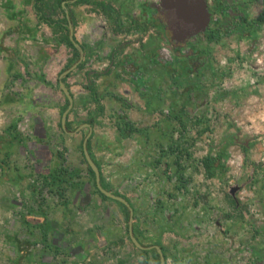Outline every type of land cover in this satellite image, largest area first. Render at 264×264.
<instances>
[{
  "label": "crops",
  "instance_id": "1",
  "mask_svg": "<svg viewBox=\"0 0 264 264\" xmlns=\"http://www.w3.org/2000/svg\"><path fill=\"white\" fill-rule=\"evenodd\" d=\"M78 1L79 0L74 2V0H72L71 3L68 4L65 2L60 3L59 0H39L38 2H36V0H0V75H6V78L9 76L7 82L8 86H10V84L12 88L19 86L18 90H20L17 94L12 92V95L17 96L13 97L14 99L11 96H7V103L5 102L3 106L7 108L14 105L15 107L18 106L23 108V110L24 108L30 109L31 105L29 102L32 95L35 100L38 99L39 103L33 109L37 115L34 116L32 120L42 131H37L35 134L34 139L38 144V149L35 152L38 156V162L46 160L45 155L51 156V168L48 171L50 173L47 175L49 178V183L47 182V184L49 185L50 193L54 192L59 194L57 191L58 189L64 188V186L68 187L73 182L67 180V183L64 185H61V183L59 184L58 178L62 179L63 176L62 166L60 168V164L62 163L60 161L61 157L56 152L55 154L50 152L49 140L51 139L52 141L53 138H57L61 142L63 139H65L66 142L68 140L74 141L73 144L75 147L79 144L78 139H80L83 144L89 133V129L86 127L83 129L81 126L90 124L92 125L93 132L91 139L88 141L89 151L92 159L100 170L101 180L105 186L108 187L109 184L112 183L109 177L106 178V173H110L113 179L119 177L121 180L120 184L123 181L127 183L128 179L133 176H141V181L136 183V186L140 185L141 191L146 188V183L153 188L159 189L160 181H162L163 187L166 186L168 190L166 193L165 191L163 194L161 193L162 195H160L159 192L156 193L158 202L177 201L182 205L179 206L177 205L178 203L173 206L169 205L171 209L169 222L176 226V229L172 231L174 236L182 233L180 228L183 226V217L189 215L186 221H184L186 230H183V235L184 237L188 236L189 239L188 241L185 239L187 242L182 248L186 251L182 256L181 264H251L249 259L251 258L252 250L253 255H258L257 259L264 262L262 257L264 255L262 254L263 252H260L250 245L256 233L259 234L263 230L261 233L264 235V224L259 228V232H257L256 229H252L244 223L243 219L246 217L247 213L240 208L239 203L233 195L226 196L222 194L218 196L217 199L219 203H216L217 210L213 211V213L192 212L193 214H190L188 211V208L192 207L185 206V203L190 202L191 199H193L195 203L199 202V205L201 203L205 204L208 201L206 202L205 198L201 200L199 196L189 197L190 200L188 201L184 193L179 194V198L176 197L177 194H175L176 191L174 189L178 191L182 189L181 191H184L188 185L183 173L186 171V166L185 164L181 165L178 163L179 156L181 158V154L183 153V147L175 148L173 145L166 147L161 154L164 164H161V160H159L160 157L155 158L153 152H150V158H152L153 162L147 163L145 162L146 160H139V155H142L141 159L143 158V147L149 148L150 151L153 149L155 151L160 145L162 146L160 142L163 141L165 136L167 140L169 139L168 131H160L157 125L159 121L157 113V107L160 105L159 93L163 91L159 86L160 78L156 77L153 82V88L151 89L146 88L143 84V78H145L144 69L148 72L149 64L151 66L157 65V67L158 64H160L157 60V47L161 39L157 31V25L144 19L142 16L137 17L135 12L131 14L129 8L118 9V17L113 15V10L107 13L106 0H82L80 3H77ZM64 5L69 6L64 8ZM36 8L42 10L45 16L52 18L55 22L63 19L59 15L62 14L63 10L65 11L66 17V12L68 11L69 19L73 22L75 27L76 40L84 49L82 66L71 73L65 83L74 97L73 109L75 112H79L80 119L76 118V121L72 122L70 117L68 120L71 125H78L75 131H73V135L67 134V132L62 130L61 119H59L58 124H60L61 133L64 138L59 136L56 125L57 118L61 115L64 103H62L59 95H54L52 89L41 82V76L38 77L36 74L33 76V73H38L40 70H48L49 73L60 74L65 63L59 60L62 58L64 50L65 52H69V48L63 43V25L56 23L53 26H49L47 23L40 22L36 13ZM106 13L111 21V26L115 28L114 35L107 41L105 31L106 25L100 30L98 24H96L98 18H106ZM259 13L260 11L258 9L253 10L254 17H257ZM85 33H91L93 35L86 38ZM30 54L32 56L29 59ZM70 54L71 55L68 57L69 61L73 59L74 52L72 51ZM229 55L230 56L227 57L229 67L222 69L224 73L220 72L217 75L219 76L218 79L220 82L223 83L227 82V79L231 77L229 80L232 88L235 90L233 93L236 99L241 96L243 98L247 91H255V88L263 86L264 76L262 71L256 73L254 69L251 68V62L255 59L260 62L262 61L261 57H253L251 59L243 58L238 52H231ZM32 61L35 63L34 66L31 64ZM30 69L34 71L30 72ZM161 74L164 77V73ZM46 77L47 74L45 79ZM214 77L216 80L217 76ZM172 80L176 82L177 78H172ZM250 80L251 82L249 83ZM117 81H121L122 83L119 82L118 84ZM120 86L128 87L131 93L132 90L135 91V95L137 94L138 97L146 96L144 97L146 100H142V98L138 99L142 101V107L140 105L138 106L146 112H142L140 109L134 111L132 104L127 105L126 102H122L123 106L121 107L124 108H119L116 113L117 115L113 117L110 113L113 111L108 109L107 105V100L111 98L108 97V95H115L112 92H115L116 89L121 90L123 87L121 88ZM49 89L51 91H48ZM12 90L14 89L9 90L8 87L5 93L9 92L11 94L10 91ZM38 92H40V94ZM106 92H108V95H106ZM170 98L171 100L180 99V94L176 98V93L174 92L173 97L171 96ZM114 100L120 101L119 96L116 95ZM126 101L132 103V100L127 99ZM135 101H137V99H135ZM33 104L35 103L33 102ZM260 104L262 107L264 100H262ZM152 107H155V109ZM15 112L17 114L20 113L19 111ZM142 113H144L145 116L142 117ZM129 114L134 117H128ZM183 119L186 120L185 116ZM16 120H21V117L10 115L8 118L9 124L5 125V129L0 132V151H2L3 158H6H2L3 160L0 161V196H2L3 189L6 190L8 196L6 200L0 197V238L4 235L5 228L10 226V223L15 224L17 222L19 226L25 225L27 227L25 230H18L19 232L14 231L7 234L6 242L4 243L8 246H4L0 243V253H3V257H7L5 253L7 249L13 250L17 247V252L14 251V258L13 260L10 259V263L22 264V262L24 263L26 261L30 264H37L31 262V259L23 258V256L21 258L20 255L25 254L26 251L28 252L29 248L25 241H20V243L17 241L18 233L26 234L33 232V230H36L41 237H44L46 248L50 247L56 251L66 248L69 249L72 254L77 255L79 251L78 253L74 251L77 248L82 251L86 249L91 252L92 243H94V241L104 244L105 247L107 243V245L115 244L117 242V230H114L111 226L106 228L105 219H103L104 221L102 220L103 226L100 228L94 225L97 217L103 214L105 212L104 209H106V206H104L106 205V199H103L98 193L94 195L93 200L86 198L82 200V203L76 205V208L83 206L82 208L86 210L89 209L90 226L96 228V231L86 230V235L90 233L93 237H90L88 243L85 242L83 244L79 241L76 243L69 242V236L67 235H71L72 230H65V224H53L57 221H53L52 219V222L48 218L47 213H49L50 216H53V213H60V216H62V212L57 211V208H63L62 203L54 202L55 204H53L50 200L47 201L44 199L39 200L37 208L34 206L30 207L29 205H26L27 207L25 206L24 209L18 207L19 202H17L18 200L16 199V191L20 189V185H24L26 190L28 188L27 191L32 197H37L38 193L34 191L35 194L33 190H31L33 186L29 184L30 176H28V174H22L18 166L13 168L9 164L14 157L19 156L17 152L20 150L18 142L21 138L23 141V137L19 135V131L17 132L19 141L18 138L14 139L13 134L9 135L8 132H6V129ZM142 120L148 123L151 128L138 123ZM0 123H7L6 119L0 116ZM45 128L51 129V133L47 129L44 130ZM53 131H55L54 134ZM84 132L87 133L84 134ZM106 138H109L108 141H106ZM131 143L133 144L131 145ZM130 145L132 146L131 148H129ZM254 152L257 153L259 159L260 153L264 155V148L262 147L260 150H255ZM115 153L120 154V157L127 156L128 158L130 156L132 162L135 163V165L130 164L131 166L125 165L122 170V176L116 175L113 172L115 170H112V165L107 162V156L113 158ZM176 155L179 156L174 159V162L173 160L171 162L169 159ZM254 163H256V165ZM222 166H224V164H222ZM127 167L130 168L127 169ZM217 167H215V165L213 166L211 177L217 176L215 171L221 169L220 165ZM59 168L60 170H57ZM132 169H134V172ZM170 171L171 173L173 172L175 177H171ZM132 172L133 175H130ZM263 172L264 160H259L258 162L253 158V165L251 164V170L249 172L252 180L250 182V184H252V193L256 192L259 188L258 185L262 186V177H264L262 174ZM2 177L5 178L1 180ZM260 178L261 181L258 182ZM73 184L74 186H70L69 189L77 191L76 195L77 199H79V196L85 193L83 188L84 184H82V182L80 184L79 182H74ZM169 186L172 187L171 190H169ZM26 190H24L23 193H27ZM27 197L29 199L31 198L29 196ZM52 198L54 200V197ZM258 200H260L259 202L261 205L259 211L263 217L264 196H260ZM45 203L46 206L43 207ZM117 204L120 205L119 203ZM218 204L221 205L218 207ZM73 206L74 205L70 206L72 213L75 209H73ZM123 213L124 208L121 206L120 215L123 216ZM217 214H220V216H217ZM15 218H17L16 221ZM20 218L24 220L23 223ZM98 229H100L99 233L102 237L101 240H99V233L97 236L98 238L96 237L94 239V235L98 232ZM50 241H52V246L50 245ZM176 241L177 240H174L172 243L178 245L179 242L177 243ZM263 246L261 248L264 250ZM18 247H20V249ZM239 250L241 253H239ZM20 251H22V253H20ZM139 253V256H135L139 259V263H149L150 259L148 256L141 250ZM198 254L202 255L204 259L201 263L198 262L200 259ZM132 255L134 256V254ZM241 255L247 256L248 258L246 257L240 262L238 259ZM226 257L229 259H226ZM73 260L74 259H72L71 262ZM44 262V264H57L52 261ZM59 264H62V262Z\"/></svg>",
  "mask_w": 264,
  "mask_h": 264
},
{
  "label": "rangeland",
  "instance_id": "2",
  "mask_svg": "<svg viewBox=\"0 0 264 264\" xmlns=\"http://www.w3.org/2000/svg\"><path fill=\"white\" fill-rule=\"evenodd\" d=\"M144 2H147V0H106V12L110 13L111 10H113V15H116V17H118V9L129 8L131 10V14L135 12L137 17H141V7H143L142 4ZM107 13L106 18H98L96 21V24H98L100 30L103 26L106 25V41L109 40V38L114 35L115 32V28L114 26H111V21ZM59 15L63 18V11L62 14ZM91 35L93 34L85 33L86 38L90 37ZM67 47L69 48V52H65L64 50L62 58L60 60L57 59L59 61L62 60V63H65L63 70H65L68 63L70 62L68 57L73 51L69 46ZM223 51L226 52V48H224ZM31 56L32 55L30 54L29 59L31 58ZM225 57L227 56L222 55L221 57H219V60L214 67L215 73H203L197 78L187 77L188 79L192 80L182 81L184 83L188 82L186 84H178L177 82H174L172 78L168 77H163L160 79L159 86L163 91L159 93L160 105L157 107L159 118L157 125L160 131H168L169 139L167 140V137L165 136L163 141L160 142V144L162 143L163 147L160 145L159 148L155 151L154 149L150 151L149 148L143 147V158L141 159L142 155H139V160H146L145 162L147 163L153 162L152 158H150V152H153L155 158L160 157L159 160H161V164H164V160L161 158V154L162 151L166 149V147L172 145L175 148L183 147L181 158L179 155H176L172 156V158L169 159L171 162L172 160L174 162V159L179 156L178 163H180L181 165L185 164L186 166V171H184L183 173L188 185L184 191H181L182 189H179V191L177 189H174L176 191L175 194H177L176 197L179 198V194L184 193L188 201L190 200L189 197L196 196H199L201 200L205 198V201H208L205 204L201 203L199 205V202L195 203V201L191 199V203H185V206L192 207L188 208L190 214H193L192 212L213 213V211L217 210L216 203L218 202V196L222 194L226 196H232V193L234 191V197L239 203L240 208L247 213L246 217L243 219V222L252 229H256L257 232H259V228L264 224V215L262 217V214L259 211L261 205L259 202L260 200H258L260 196H264V177H262V186L258 185L259 188L256 190V192L252 193V184H250L252 180L249 172L251 170V164L253 165V158H255L258 162L259 160H264V155L260 153V158L258 159L257 153L254 152L255 150H260L262 147L264 148V104H262V107L260 104L261 101L264 100V84H262L263 86L261 87L255 88V91H247L243 98L241 96L236 99L233 93L235 92V90L232 88L229 80V78L231 77H229L227 79V82L225 83L220 82V80L218 79L219 76L217 74H219L220 72L224 73L222 69L229 67L228 62L222 64V62H225V60H227V58L225 59ZM253 63V65L256 67L260 65L256 60ZM31 64L34 66V61H32ZM29 71L32 72L34 70L30 69ZM61 73L55 74L52 72L49 73L48 70H40V72L38 71V73H33V76H35L36 74L38 77L41 76L45 78L47 74L46 79L48 80V82H50L51 84L54 83L52 84V87L49 88L52 89L54 95H59L61 97L62 103H64L61 115L57 118L56 124L59 136L64 138L61 133L60 124H58L59 119L62 118L64 109L66 108L67 104V99L61 92L59 87V77ZM262 73L264 76V70H262ZM148 74L150 75V73ZM214 76H217L216 80ZM8 80L9 76H7L6 78V75H0V116L4 117L7 122L0 123V132L5 129V125L9 124L8 118L10 115L21 117V120L18 123V131L20 133V136L23 137V141L22 138L20 139V141L18 138V146L20 150H18L17 152L19 153V156L14 157V159L11 160L9 164L13 168L15 166H18L22 174H28V176H30L29 184L33 186L31 190L38 193L37 197H32L27 191L28 188L26 190L24 188V185H20V189L16 191V199L20 204H18V207L24 209L26 205H29L30 207L34 206L35 208H37L39 200L44 199L47 201L50 200L53 204H55L54 202L62 203L63 208H57L58 212H62V216H60V213H53V216H50L49 213H47L48 218L51 221L52 219L53 221H57L53 224H65V230H72L71 235H67L69 236V242L76 243L79 241L82 242V244L85 242L88 243V240L90 239V237H93V235H91L90 233L89 235H86V230L89 229L96 231V228L90 226V217L88 214L89 209L86 210L82 208L83 206L76 208V205L82 203V200L86 198L93 200V197L95 194H97V192L94 187L93 180L89 175L90 173L88 165L83 156V144L81 143L80 139H78L79 144L75 147L73 144L74 141L68 140L66 142L65 139H63V141L61 142L57 138H53L52 141L51 139L49 140L50 152H52L53 154H55L56 152L61 157L60 161L62 163L60 164V168L62 166V172L67 170L68 174L70 172L73 175L76 174V176L74 175V177H72L73 179L68 178V180H71L73 183L79 182V184L82 182V184H84L83 188L85 192L84 194H82L83 196L80 195L79 199H77V191H72L71 189H69L71 186L70 185L68 187L64 186V188L62 187L61 189H58L57 191L59 192V194L54 193L53 191V193H50L49 185L47 184V175L50 173L48 171L51 168V156L45 155L46 160L38 162V156L35 152L38 149V144L34 139L35 134L37 133V131H42V129L39 126L35 125L34 121L32 120L33 117L37 115L33 109L38 105V99L35 100L32 95L29 102V104L31 105L30 109L24 108L23 110V108L18 106L15 107L14 105H11V107H7L8 109L5 108L3 104H5L8 97H17L12 95V92L17 94L20 91L18 90L19 86L15 87L16 89L12 88V85L10 83V86H8ZM119 82L121 81H117L118 84ZM250 82L251 80L249 81V83ZM145 86L146 88L151 89L153 88V83L151 82V85L147 84ZM219 86H221V91H219L218 93L224 94L226 92L228 93V95L216 99V91L218 90L216 88ZM8 87L9 90L14 89L10 91L11 94L9 92L5 93ZM120 87L122 88L123 86ZM50 89L48 91H51ZM117 90L118 89H116L115 92H112L113 94H115L113 96L108 95V92H106V95H108V97H111L109 100H107V105L108 109L113 111L110 112L113 117L117 115L116 113L118 112L119 108H124L121 107L123 106L122 102H126L127 105L132 104L134 111H136V109H140L138 105L142 107V101L138 99L142 98V100H146V98L144 97H138L137 94L135 95V91L133 90L131 93V90H129L128 87H123L121 90ZM174 92L176 93V98L180 94V99L171 100L170 97H173ZM38 93L40 94V92ZM116 95L119 96L120 101L114 100ZM125 99L132 100V103H130V101L127 102ZM135 99H137V101H135ZM33 102L35 104H33ZM152 108L155 109V107ZM140 110L142 112H146L144 109ZM140 110L138 111L141 112ZM15 111H19L20 113L17 114ZM177 115H181L183 123L174 117ZM183 115L185 116L186 120L183 119ZM129 116H131V118L134 117H132V115L130 114L128 115V117ZM143 116H145L144 113H142V117ZM70 117L72 119L71 121L75 122L76 118L80 119L79 112H75V110L72 109L69 114V118ZM138 123L151 128V126L143 120ZM71 126L72 129L69 133H74L73 131H75L78 125L75 126L73 124ZM46 129L51 133V129L45 128L44 130ZM54 132L55 131H53V134ZM85 133L87 132H84V134ZM108 139L109 138H106V141H108ZM132 144L133 143H131V145ZM131 145L129 148L132 147ZM220 154L223 155V158L217 161L214 165L215 167L220 165L221 169L215 171V173L217 174L216 177H211L206 171L203 162L209 156L214 157ZM2 158L3 154L2 151H0V161L6 159L5 157L3 159ZM107 162L112 165V170L116 171L113 172L116 175L118 174L119 176H122V170L125 165H135V163L132 162V158H130V156L128 158L127 156L120 157V154L117 153L114 154L113 158H109L107 156ZM222 164H224V166H222ZM254 164L256 165V163ZM60 168L57 170H60ZM129 168L130 167H127V169ZM132 171L134 172V169H132ZM133 172L130 173V175H133ZM262 174L264 176V172ZM107 177L112 180V183L109 184L107 189L118 196L124 197L126 199L128 198V200L131 202L134 208L133 230L137 232L141 242H143L146 246L153 244L163 248V252L167 255L168 258L166 264H181L182 256L186 251L182 248L189 239L188 236L184 237L183 235V230H186L184 221H186L189 215L183 217V226L182 228H180V231L182 230V233L176 234L174 236V233H172V231L173 229H176V226L172 225L169 222L171 210L169 208V205L173 206L178 202H158V200L156 199V193L159 192V194L162 195L164 191L166 193L168 190L166 189V186L163 187L162 181H160L159 189L153 188L146 183V188L141 191L140 185L136 186V183H139L141 181V176H133L132 178L128 179L127 183L123 181L121 184V180L119 179V177L117 179H113L110 173H106V178ZM171 177H175L173 175V172L171 173ZM4 178L5 177H2L1 180H3ZM259 181H261V178L258 180V182ZM171 189L172 187L169 186V190ZM3 190L4 191L2 193V196L0 197L6 200V197L8 196L6 190ZM24 190H26L27 193H23ZM27 196L31 198L29 199ZM52 197H54V200ZM110 200H106V205H104L106 206V209H104L105 212L97 217L94 225L100 228L101 226H103L102 220L105 219L106 228L111 226V228L117 230V242L115 244L107 245V243L105 247L104 244L94 241V243H92L93 246L91 247V252L86 249L82 251L81 249L77 248L74 250L77 253L79 251L77 255L72 254V252H70V250L66 248H62L60 251L53 250V248L50 247L46 248L44 237H41L36 230L32 229L33 232L31 233H18L19 235L17 236V241L19 243L20 241H25L28 244L27 247L29 248H27L28 252L26 251L25 254L20 255L21 258L23 256V258L31 259V262H35L37 264H44V261H52L56 262L57 264H59L60 262H62V264H140L139 259L135 257L139 256L140 250L135 247L130 239L128 220L126 217L127 215L125 211L123 213V216L120 215L121 206L117 203H113L116 201ZM72 205L75 206H73V209L75 208L73 213L70 208V206ZM177 205L180 206L181 203H178ZM219 205L221 204H218V207ZM45 206L46 203L43 207ZM217 216H220V214H217ZM16 220L17 218H15V221ZM20 220L22 223L24 222L22 218H20ZM9 225L10 226H7L5 228L4 235H2L0 238V243H2L4 246H8L6 243H4L6 242L7 234H10L14 231L17 232L18 230H25V228L27 227L25 225L19 226L17 222L15 224L10 223ZM99 230L100 229H98V232H96V234L94 235V239L98 236V233L100 232ZM261 232H263V230ZM261 232L254 235V240L250 245L251 247L258 249L260 252L262 251V254H264V250L261 248L264 245V235H262L263 233ZM23 234H25L26 236ZM101 239L102 237L99 233V240ZM174 240H177V243L179 242L178 245L172 243L174 242ZM51 243L52 241H50V245ZM18 248L20 249V247ZM16 249H7L5 252L7 256L6 258L3 257V253H0V264H12L10 263V259L13 260V253L14 251H16ZM22 251H20V253H22ZM80 251L82 254L80 253ZM239 252L241 251L239 250ZM132 254H134V256ZM146 256H148V258L150 259L149 263L147 264H158L154 253H148L146 254ZM198 256H200L198 262H203L204 259L202 258V255L198 254ZM246 257L247 256L241 255L238 261L242 262ZM262 257L264 259V255ZM72 259L74 260L71 262ZM226 259L229 258L226 257ZM22 264L30 263L25 261L24 263L22 262Z\"/></svg>",
  "mask_w": 264,
  "mask_h": 264
},
{
  "label": "flooded vegetation",
  "instance_id": "3",
  "mask_svg": "<svg viewBox=\"0 0 264 264\" xmlns=\"http://www.w3.org/2000/svg\"><path fill=\"white\" fill-rule=\"evenodd\" d=\"M142 6L141 16L157 25L161 39L160 64H149L148 72L144 69V85L163 78L161 73L186 84L182 81L192 80L189 77L214 72L219 57H229L231 52L243 58L261 57L260 65H253L255 59L251 68L256 73L264 70V0H147ZM254 9L260 11L257 17ZM216 89V99L228 95L218 93L221 86ZM255 255L252 250L250 263L264 264Z\"/></svg>",
  "mask_w": 264,
  "mask_h": 264
},
{
  "label": "water",
  "instance_id": "4",
  "mask_svg": "<svg viewBox=\"0 0 264 264\" xmlns=\"http://www.w3.org/2000/svg\"><path fill=\"white\" fill-rule=\"evenodd\" d=\"M77 0H74V2H76ZM73 2V3H74ZM64 8H66V6L64 5ZM66 10V9H65ZM67 13V19H68V29H69V39L72 42L74 48H76L80 54L79 59L71 66L69 67L67 70H65L64 72H62V74L59 77V87L61 92L65 95L66 99L68 100L69 104L67 109L64 111L62 118H61V127L65 132L67 131V122L69 120V114L72 111L73 107H74V97L72 95V93L70 92V89L68 88V86L65 84L64 82V78H66L67 76H69L71 73H73L76 69H78V67L83 63L84 60V49L81 46L80 43L77 42L76 37H75V27L73 22L69 19V15H68V11ZM86 127L89 129V133L87 134L84 142H83V154L85 157V160L87 162V164L90 166V168L92 169V171L95 174V182L97 185L98 190L105 195L107 198L114 200L118 203H121L122 205H124L128 210H129V221H128V230H129V236L130 239L132 241V243L135 245L136 248H138L141 251H146V250H157L159 256H160V264H166V259L164 257L162 248L158 245L156 246H150V247H146L144 244H142L134 235V230H133V225H134V208L131 204V202H129L126 198L118 196L116 194H114L111 191L106 190L101 182V173L100 170L97 166V164L95 163V161L92 159V156L89 152L88 149V141L92 136V132H93V128L92 125L90 124H86L83 126V128ZM82 128V127H81ZM69 133V132H68ZM69 134H74V133H69ZM232 195L234 196V191L232 193Z\"/></svg>",
  "mask_w": 264,
  "mask_h": 264
},
{
  "label": "trees",
  "instance_id": "5",
  "mask_svg": "<svg viewBox=\"0 0 264 264\" xmlns=\"http://www.w3.org/2000/svg\"><path fill=\"white\" fill-rule=\"evenodd\" d=\"M39 0H36V2H38ZM71 1L72 0H59V2L60 3H63V2H65V3H68V4H70L71 3ZM82 0H79L77 3H80ZM67 7L69 6V5H66ZM36 13H37V15H38V18H39V21L40 22H43V23H47L49 26H53L54 24H61V25H63V43H65L67 46H69L72 50H73V52H74V55H73V59L72 60H70V62L68 63V65H67V67L65 68V70H67L69 67H71L78 59H79V57H80V54H79V52H78V50L76 49V48H74V46H73V44H72V42L70 41V39H69V29H68V19H67V17H66V14H65V11L63 10V13H64V17H63V19L62 20H60V21H57V22H55V20H53L52 18H49V17H47V16H45V14L43 13V11L42 10H38L37 8H36ZM82 66V64L78 67V68H80ZM65 70H63L62 72H64ZM62 74V73H61ZM70 76V75H69ZM69 76H67L66 78H64V82L66 83V81H67V78L69 77ZM41 82H43V84H45L47 87H52V84L50 83V82H48L45 78H43V77H41ZM67 101V104H66V108L64 109V111L67 109V107H68V104H69V102H68V100H66ZM176 119H178L179 121H181L182 123H183V121H182V119H181V115L180 116H174ZM19 121L20 120H16L14 123H12L7 129H6V132H8V134L9 135H11V134H13L14 135V139H17L18 138V123H19ZM71 129H72V126H71V123L70 122H67V131L68 132H70L71 131ZM20 135V134H19ZM1 141H3V140H1ZM14 141V140H13ZM12 141V142H13ZM88 149H89V144H88ZM82 151H83V149H82ZM83 156H84V154H83ZM85 158V157H84ZM223 158V155H218V156H214V157H212V156H209L208 158H206V160L203 162L204 163V166H205V168H206V171L208 172V174L209 175H212V169H213V166H214V164L217 162V161H219V160H221ZM86 161V160H85ZM87 163V162H86ZM88 165V164H87ZM88 168H89V173H90V176H91V178H92V180H93V184H94V187H95V189H96V192L103 198V199H106V200H110L109 198H107L105 195H103L99 190H98V188H97V185H96V182H95V174H94V172L92 171V169L90 168V166L88 165ZM62 179L61 178H58L59 179V184L61 183V185L63 184H65V183H67V180H68V178H72V177H74V175L76 176V174H71V172L68 174V172H67V170H65V171H63L62 172ZM47 182L49 183V178H47ZM101 182H102V180H101ZM102 185H103V187L104 188H106V190H108L107 189V186H105L104 184H103V182H102ZM71 186H74V184L72 183L71 184ZM109 191V190H108ZM129 201V200H128ZM130 202V201H129ZM118 203V202H117ZM123 208H124V211H125V213H126V217H127V220L129 221V210L124 206V205H122L121 203H119ZM134 235L136 236V238L141 242V240L139 239V236H138V234H137V232L134 230ZM148 246H150V245H148ZM151 246H156V245H151ZM162 251H164V249L162 248ZM144 254H148V253H154V255H155V257H156V260H157V263L158 264H160V256H159V254H158V252H157V250H155V249H153V250H151V251H148V250H146V251H142ZM163 254H164V257H165V259H166V261H167V255L163 252Z\"/></svg>",
  "mask_w": 264,
  "mask_h": 264
},
{
  "label": "clouds",
  "instance_id": "6",
  "mask_svg": "<svg viewBox=\"0 0 264 264\" xmlns=\"http://www.w3.org/2000/svg\"><path fill=\"white\" fill-rule=\"evenodd\" d=\"M90 152V151H89Z\"/></svg>",
  "mask_w": 264,
  "mask_h": 264
}]
</instances>
